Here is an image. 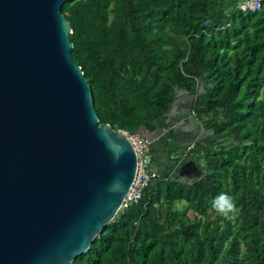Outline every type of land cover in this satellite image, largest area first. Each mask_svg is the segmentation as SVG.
I'll return each instance as SVG.
<instances>
[{"label":"trees","instance_id":"trees-1","mask_svg":"<svg viewBox=\"0 0 264 264\" xmlns=\"http://www.w3.org/2000/svg\"><path fill=\"white\" fill-rule=\"evenodd\" d=\"M238 1L62 3L99 124L156 135L187 111L207 133L180 152L192 180L158 174L69 264H264V0ZM221 192L234 220L211 207Z\"/></svg>","mask_w":264,"mask_h":264},{"label":"water","instance_id":"water-1","mask_svg":"<svg viewBox=\"0 0 264 264\" xmlns=\"http://www.w3.org/2000/svg\"><path fill=\"white\" fill-rule=\"evenodd\" d=\"M65 1L0 0V264H69L135 175L128 132L98 123L69 55Z\"/></svg>","mask_w":264,"mask_h":264},{"label":"crops","instance_id":"crops-1","mask_svg":"<svg viewBox=\"0 0 264 264\" xmlns=\"http://www.w3.org/2000/svg\"><path fill=\"white\" fill-rule=\"evenodd\" d=\"M175 111H179L178 106ZM175 111L173 113H176ZM186 114L187 111H185V117L181 119L175 117V122L169 120L170 126L162 129V132L156 135L151 133L152 168L160 175H165L166 177L177 176L185 180L184 176L191 172L192 164H189V160L183 161L181 154L183 153L184 144L189 140H202L207 135L198 121L191 119ZM164 134H166L165 138L163 137ZM174 151L178 153L174 154ZM177 156L180 159H173Z\"/></svg>","mask_w":264,"mask_h":264},{"label":"built area","instance_id":"built-area-1","mask_svg":"<svg viewBox=\"0 0 264 264\" xmlns=\"http://www.w3.org/2000/svg\"><path fill=\"white\" fill-rule=\"evenodd\" d=\"M236 6L242 11L253 12L260 9L261 0H239ZM127 138L136 155V168L133 181L123 199L121 207L126 206L127 203L136 201L141 195L142 189L158 177V173L152 168V154L150 152L151 137H143L137 133H128ZM192 147L193 142H189L186 145L182 156H184ZM146 159L149 160V163L147 164L145 163Z\"/></svg>","mask_w":264,"mask_h":264},{"label":"clouds","instance_id":"clouds-1","mask_svg":"<svg viewBox=\"0 0 264 264\" xmlns=\"http://www.w3.org/2000/svg\"><path fill=\"white\" fill-rule=\"evenodd\" d=\"M145 163H149V160L146 159ZM210 204L212 209L225 219L234 220L236 218V214L238 213L236 201L233 196H230L226 192L216 195L210 201Z\"/></svg>","mask_w":264,"mask_h":264},{"label":"rangeland","instance_id":"rangeland-1","mask_svg":"<svg viewBox=\"0 0 264 264\" xmlns=\"http://www.w3.org/2000/svg\"><path fill=\"white\" fill-rule=\"evenodd\" d=\"M152 139V138H151ZM174 154H177L178 152H173ZM194 159V160H193ZM195 161V162H194ZM188 162V161H187ZM189 164H197V158H196V160H195V158H190V160H189ZM198 165V164H197ZM197 174V172L196 171H193V172H191V173H189V174H186L184 177H185V179L186 180H189V179H193L194 177H195V175Z\"/></svg>","mask_w":264,"mask_h":264}]
</instances>
